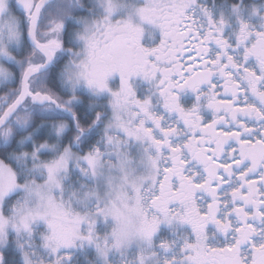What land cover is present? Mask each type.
Instances as JSON below:
<instances>
[{
	"label": "snow or ice",
	"instance_id": "1",
	"mask_svg": "<svg viewBox=\"0 0 264 264\" xmlns=\"http://www.w3.org/2000/svg\"><path fill=\"white\" fill-rule=\"evenodd\" d=\"M0 264H264V0H0Z\"/></svg>",
	"mask_w": 264,
	"mask_h": 264
}]
</instances>
